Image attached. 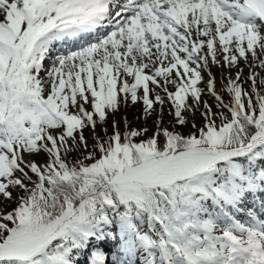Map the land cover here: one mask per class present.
Listing matches in <instances>:
<instances>
[{
	"label": "snow or ice",
	"instance_id": "obj_1",
	"mask_svg": "<svg viewBox=\"0 0 264 264\" xmlns=\"http://www.w3.org/2000/svg\"><path fill=\"white\" fill-rule=\"evenodd\" d=\"M0 264H264V0H0Z\"/></svg>",
	"mask_w": 264,
	"mask_h": 264
},
{
	"label": "rangeland",
	"instance_id": "obj_2",
	"mask_svg": "<svg viewBox=\"0 0 264 264\" xmlns=\"http://www.w3.org/2000/svg\"><path fill=\"white\" fill-rule=\"evenodd\" d=\"M247 71V70H246ZM217 77H218V80H219V72H217ZM219 87V85H218ZM227 99V97H226ZM140 114V110L138 108H129L126 112V115L128 116L129 120H131L132 122V127H142L144 126V122L142 120H139V119H136V117ZM164 119L165 121L169 120L170 117L168 116L167 112L165 113L164 115ZM152 122L149 121L148 122V127H152ZM121 129L123 130V124H121ZM109 132H111V128H109ZM87 133V132H86ZM87 135V134H86ZM89 141L90 143L92 142L91 141V134L89 133ZM8 208H11V207H14V205H7Z\"/></svg>",
	"mask_w": 264,
	"mask_h": 264
}]
</instances>
